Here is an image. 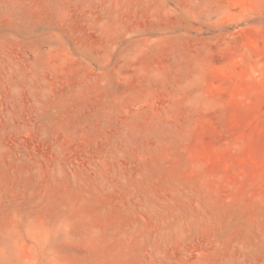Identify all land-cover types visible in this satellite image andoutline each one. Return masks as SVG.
Here are the masks:
<instances>
[{
	"label": "rangeland",
	"instance_id": "1",
	"mask_svg": "<svg viewBox=\"0 0 264 264\" xmlns=\"http://www.w3.org/2000/svg\"><path fill=\"white\" fill-rule=\"evenodd\" d=\"M0 264H264V0H0Z\"/></svg>",
	"mask_w": 264,
	"mask_h": 264
}]
</instances>
